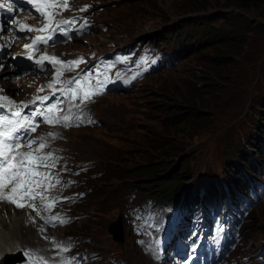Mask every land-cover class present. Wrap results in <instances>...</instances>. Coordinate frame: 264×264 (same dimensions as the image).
I'll return each mask as SVG.
<instances>
[{
	"label": "rangeland",
	"instance_id": "374dc122",
	"mask_svg": "<svg viewBox=\"0 0 264 264\" xmlns=\"http://www.w3.org/2000/svg\"><path fill=\"white\" fill-rule=\"evenodd\" d=\"M95 1L101 9L94 13L97 22L91 18L95 23L92 32L78 42L60 47L59 53L105 52L139 38L158 43L166 33L174 34L191 23L193 26L186 27L188 33L192 32L194 38L205 37L196 47L195 43L180 45L174 36L158 43L159 48L178 51L175 66L150 74L133 89L105 94L90 107L100 123L93 128L71 129L59 141L67 152L75 154L76 162L90 165L92 171L98 172L96 176L103 179L72 211L81 214L79 220L71 226L56 228L59 233L66 238L73 235L82 250L98 252L100 259L96 264H129L131 257H138V263L149 257L161 264L147 245L133 240L149 237L148 233L154 231L159 223L157 210L135 218L124 213L127 206L140 203L147 196L158 197L148 187L156 189L159 181L170 178L173 168L178 169L181 164L188 167L182 173V189L199 194L208 182L226 189L224 179L228 171L238 179L245 176L240 162L264 161V0ZM17 49L13 45L8 54H17ZM7 67L12 69L6 62L0 78L13 82L18 76L7 75ZM23 77L22 85L17 83L14 88L16 97H28L36 90L32 77ZM113 95L121 96L119 114L109 107ZM86 132L96 136L98 147L85 145V149L75 150L73 143L81 142ZM241 154L244 155L237 161ZM131 193H136V199L131 200ZM160 211L158 208V214ZM23 212L18 214H24L27 221L30 217ZM2 214L7 220L13 212L4 208ZM250 215L245 224L246 238L235 254L247 262L264 253V202ZM118 219L123 244L108 232L110 223ZM8 227L11 231L0 229V237L1 243L18 239L17 249L11 255L30 245L46 251L42 249L44 245L37 243L40 238L36 226H32V235L23 238H19L17 228L10 224ZM49 234H53H47L50 240L53 236ZM51 246L57 248L55 243ZM25 252L29 254L26 263L31 264L35 254ZM86 258L87 254H80L65 260L68 264H90ZM7 261L4 259L2 264Z\"/></svg>",
	"mask_w": 264,
	"mask_h": 264
},
{
	"label": "bare ground",
	"instance_id": "6f19581e",
	"mask_svg": "<svg viewBox=\"0 0 264 264\" xmlns=\"http://www.w3.org/2000/svg\"><path fill=\"white\" fill-rule=\"evenodd\" d=\"M5 46H8V45L5 44ZM17 52H20V50H18ZM4 71H6L7 75L15 74L18 77H14L13 82L12 81H5L2 78H0V92L1 93H8L9 95L13 96L16 100L28 98V97H25L26 96L25 94H24L25 95L24 97L23 96L16 97V94L14 92L15 91L14 88L17 85V83L22 85V82L25 80V78L23 76L18 75L21 73L17 69H10L8 67L6 69H4ZM16 71L18 72V74ZM6 74L3 75L2 77L6 76ZM112 98H113V101L110 103L109 107L114 114H119L122 110V107L120 106V101H119L121 99V96L120 95H113ZM85 128H87V127H85ZM58 133H59L60 137L58 139H51V140L49 139L48 142L46 143V145H44L43 149H48V151L50 153H53V152H55L56 147H60V148H62L61 153L63 155H67V156L75 155V154L72 155L69 152H67L65 150V148L59 143V141H61L62 134L60 132H58ZM18 137H19V139L17 141H15V143L18 144V147L15 148L14 152L12 153V157H15L16 153H27L28 145H24L22 143H19V142L24 140V137H21V136H18ZM81 142L78 141V142L73 143L75 150H83V149H85V145H87L89 147H93V148L98 147L96 136L94 134H92L91 132H86L83 135V139H81ZM46 162L51 164L52 162H55V160L52 157H48L46 159ZM10 163H12V164L17 163V160L15 158H12L10 160ZM52 178H53V173L46 180L47 188L49 190H56L55 186H57V185L59 188L62 187L61 183H58V181L56 179H52ZM36 193L40 194V191H37ZM38 200H39L38 197H36L35 200H29V201L27 200V202L29 204L35 205V210H33V208H31V207L29 208V210H31L34 213V214H32V216L35 217V220L32 223L31 222L27 223L25 221L24 214H18L21 211L22 212L25 211V209L18 210V209H15L8 204L0 203V214H1V216H0V229H3L4 231H11V227H8V225L10 224V225H12L13 229L17 228L20 231L19 238H23L26 236L28 237L29 235H32V231L34 230L32 228V226L33 225L34 226L40 225L42 223V221H41L42 217H47V218L53 217V215L48 210H45L44 213H41L39 211ZM83 202L84 201L78 200L75 204V207L77 205L82 204ZM4 208H10L13 212L11 217H9L7 220L2 217L3 216L2 211ZM37 212H39V215H37ZM64 215L67 216V214H64ZM80 215L81 214H79L77 212L74 214L73 219H67L66 220V218H65V225L57 224L58 227H56V228L64 227L67 225H69V226L73 225L75 223L74 221L79 220ZM52 221L57 223V219L52 220ZM50 227L53 229V231L51 230ZM56 228L52 227V226H48V227H46V231L42 232L43 235L38 234L39 232L37 233V235L41 239V240L39 239V241H37V243L39 244V246L44 245V248H42V249H45L46 251L40 250L41 247L31 246V245L27 246L25 249H21L24 252V254L26 253L25 251H33L34 252L35 258H33V260H32L33 264H62V262H66L65 258L63 257V253L65 251H62L60 248L66 249L65 244L68 243L67 240H71V241L75 242L77 249H80V248H78V245L76 244V242H78V240L74 239L73 235L66 234V235H69L71 237V238H66L64 236V234L59 233V230H57ZM50 232L53 235H51V234H49V235L53 236V238L51 237L50 238L51 240H49V238L44 239L43 236L47 235ZM34 233L35 232H33V235H34ZM35 239H36V237H35ZM25 240H26V238H25ZM133 240L136 241L135 239H133ZM51 243H55L56 245H59L60 248L59 247H57V248L52 247ZM17 245H18V239L17 238L10 239V240H7V241L1 243V237H0V264H2V262L6 258V256H8L9 254L14 253L16 251ZM25 245H27V244L25 243ZM22 246H23V244H22ZM141 246H145V245H141ZM58 251H60L62 254L58 255L57 254ZM25 257H26L25 260L21 263H18V264H27L26 262H27L28 257H27V255H25ZM129 264H160V263L153 262V260L150 259L149 257L147 260L138 263V257H131Z\"/></svg>",
	"mask_w": 264,
	"mask_h": 264
},
{
	"label": "snow or ice",
	"instance_id": "6c2138e0",
	"mask_svg": "<svg viewBox=\"0 0 264 264\" xmlns=\"http://www.w3.org/2000/svg\"><path fill=\"white\" fill-rule=\"evenodd\" d=\"M29 3L34 4L36 11L40 12L42 16L45 17L46 20L49 22L51 21V15L47 11H45V8H51L55 7V5L52 4H42L37 2V0H29ZM65 7L67 6L66 0H65ZM4 7L3 4H0V9ZM8 11H12V7L9 6ZM52 15H55V13H52ZM62 23H69L68 21H63ZM49 27L48 24L44 25V28L39 29V31H45ZM21 31H33L31 27H28L26 25L20 26ZM44 38L37 36L35 40L33 41V45H35L38 42H43ZM32 47L31 45H25V48ZM31 58V57H29ZM54 62L55 58H52ZM39 62V61H38ZM73 63H79V61L73 62ZM89 98L88 96L85 97V99ZM83 102V100L81 101ZM14 116L18 117L17 119H9L7 117L0 118V181H3V185L6 187L9 184H14L16 181H20L19 187L23 188L26 184L31 183L35 185L36 187H39L40 184L36 181L31 180L32 175H41L39 173H34L32 168L23 167L24 161L28 159V157L31 155V153H16L15 157H12V153L14 152L15 148L18 147V144L15 143L19 139V137L16 135V133H19L21 131H27L28 129V117L25 116L23 119H19L20 113H14ZM67 119V117H65ZM35 129L33 128L32 131ZM49 135H53L49 133ZM29 143H32L31 141ZM41 147H44L43 144H41ZM36 151H39V149H36ZM51 155L50 153L48 154ZM12 158H15L17 160V163L12 164L10 163V160ZM48 157H43L42 159H47ZM40 159V158H38ZM11 194L10 195H3L0 194V200L15 203L17 207H24V204H20L16 202V194H17V187H11L10 189ZM36 195H39L37 193ZM28 200H35L36 196L31 194H25L24 197ZM28 207L33 208L35 210L34 204H28ZM37 215H39V212H37ZM51 220H56L57 217L53 216L50 218ZM64 221L61 220V223ZM57 247H60L57 245ZM62 251H67V249L61 248ZM25 255H29L28 253H25ZM62 264H68V262H62Z\"/></svg>",
	"mask_w": 264,
	"mask_h": 264
},
{
	"label": "trees",
	"instance_id": "16d2710c",
	"mask_svg": "<svg viewBox=\"0 0 264 264\" xmlns=\"http://www.w3.org/2000/svg\"><path fill=\"white\" fill-rule=\"evenodd\" d=\"M190 24H186L182 27H180L179 29H177L175 31V33L173 34L171 31L166 33V35L160 39L158 42H162L164 41L165 39H169L171 38L172 36H174L175 40H177V42H179V44L181 45V43L184 45V44H187V43H190L188 45H191L192 43H195L194 46L196 47V45L200 46L202 43V41H204V36H200V37H193V33L191 32V34L188 33V28H186L187 26H189ZM190 26H193V23H191ZM197 28L198 29H201V25H197ZM214 38V37H213ZM249 147V146H248ZM250 147H254L252 145H250ZM256 150L257 147L255 146L254 147ZM253 150V152H254ZM242 155L244 154H241L240 156H237V161H240V159L242 158ZM182 156V155H181ZM184 164H181V167L180 168H176L177 166H175L173 168V173L171 175L170 178H167V179H162L160 180V184H158V187L155 189V188H152V187H148V190L149 192H156L158 193V197L157 199L159 200H165V199H170V198H173L174 195H177L180 194L184 189H182L183 187V183L181 182V177H182V173L185 172L188 167L185 166V168L182 166ZM240 165H241V170L245 173V176L244 179L240 180L237 178V176L234 174V173H230L229 171L226 173V176L224 181L227 182L226 186H228L229 188L232 187L234 189H237L238 187H240L242 189L243 187V181L244 180H250V179H253L255 176H257L259 173H262L264 172V161L260 164H255L253 161L251 162L249 159L246 160L244 163L240 162ZM146 172L148 175H150V171H144ZM155 177H152L151 178V186L154 185V181L156 180ZM103 179H99L95 182H93L89 187H91V193L92 191L94 190V188L96 187V184H98L100 181H102ZM101 183V182H100ZM211 182H208L207 185H206V188L207 190H211V189H215L216 186H217V189L220 188V192L223 191V189L218 186L216 184L214 185H211L210 184ZM149 184V185H150ZM185 194L184 196H195L196 197V191L194 190H191V189H185L184 190ZM155 193V194H156ZM86 214L89 215L88 212H86Z\"/></svg>",
	"mask_w": 264,
	"mask_h": 264
},
{
	"label": "water",
	"instance_id": "95a60500",
	"mask_svg": "<svg viewBox=\"0 0 264 264\" xmlns=\"http://www.w3.org/2000/svg\"><path fill=\"white\" fill-rule=\"evenodd\" d=\"M108 232L112 235V238L116 242L123 244L124 237H123V233H122V229L120 226V220L119 219L117 221H113L110 223V225L108 227ZM6 260H8L7 264H15L16 262L19 261L18 259L12 258V257H7Z\"/></svg>",
	"mask_w": 264,
	"mask_h": 264
}]
</instances>
